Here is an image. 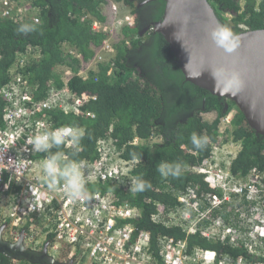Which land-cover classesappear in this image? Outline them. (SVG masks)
<instances>
[{
  "label": "trees",
  "instance_id": "1",
  "mask_svg": "<svg viewBox=\"0 0 264 264\" xmlns=\"http://www.w3.org/2000/svg\"><path fill=\"white\" fill-rule=\"evenodd\" d=\"M129 7L135 15L131 0H114ZM216 16L233 34L264 30V0H207ZM103 0H34L39 9L38 22L31 20L0 19V88L8 80V70L18 57L37 54L38 62L29 65L25 72L31 83L37 85L33 93L35 100L46 94L49 85L61 88L64 83L55 75L57 66L67 67L72 77L67 88L84 101L76 112H53L49 114L55 127L77 125L85 129L86 135L77 149L80 161H93L97 154V140L110 138L125 161H135L131 175L142 177L151 183V188L131 196L116 189L112 184L93 187L91 190L114 193L119 202H127L141 211V218L135 223L139 232L150 236L153 256L158 259L159 239L170 236L185 239L188 254L194 250H211L221 258L231 260L245 258L250 262H262L261 256H249L239 246L232 247L225 242L204 237L200 232L187 235L179 227H165L154 220L159 213L165 216L179 208L178 198L187 190H192L202 198L215 193L199 174L203 163L211 158L215 148L226 142L228 136L240 144V150L230 164V174L246 177L250 172L264 174V138L257 136L248 126L241 112L232 117V131L225 129L223 118L236 107L233 102L217 99L205 90L185 81L168 44L162 35L155 33L153 24L162 20L165 3L154 20L142 31L135 15V25L122 30L124 36L148 33L141 39L115 46L114 72L107 77V67H99V72L90 74L87 80L78 76L81 62H88L107 36L104 32H93L89 22L80 20L88 13L98 21L105 17L100 12ZM22 23H36L38 31L27 35L18 34L16 29ZM74 48L77 55L66 54L62 46ZM225 103V104H224ZM4 103L0 100V116ZM193 133L206 136L209 142L202 150L193 147L190 137ZM151 136L160 140L149 143ZM140 140L144 144L134 145ZM62 151L71 154L73 149ZM52 151H57L53 149ZM47 154L36 152L34 158H45ZM161 162H180L184 165L178 178H165L157 171ZM264 184V180H263ZM12 186L6 180L1 195H9ZM264 204V196L262 198ZM246 201V200H245ZM246 209L251 202H243ZM239 217L234 208L225 205L212 213L213 221L224 222ZM8 222L3 224L4 227ZM29 225L22 228L27 232ZM238 227V226H237ZM51 236L47 237V241ZM60 261L71 260L62 253ZM0 264H30L27 261H13L0 255Z\"/></svg>",
  "mask_w": 264,
  "mask_h": 264
},
{
  "label": "built area",
  "instance_id": "2",
  "mask_svg": "<svg viewBox=\"0 0 264 264\" xmlns=\"http://www.w3.org/2000/svg\"><path fill=\"white\" fill-rule=\"evenodd\" d=\"M16 1L0 0V19L38 22L39 9L34 6V0L24 5L16 4ZM105 9L107 17L103 13ZM100 12L105 17L102 22L88 13H83L80 18L82 22L90 23L93 32L107 34L100 46L93 50V58L81 62L83 65L78 76L83 80H87L91 73L96 75L100 66L107 67L106 75L111 77L115 66V46L148 34H122L123 28L135 25V15L122 3L103 0ZM152 30L154 28H150L149 32ZM72 49L74 53L68 54H74L81 60L76 50ZM39 60L37 54L18 57L8 70V82L0 88V100L4 103L0 116V189H3L6 180L12 186L9 195L0 194V204L3 205L6 199L9 202L8 208H4V220L10 224L12 232L17 235L29 225L25 235L32 239L33 227L30 224L33 220H44L45 240L51 236V240L47 241L48 254L66 253L74 264H264V261L250 262L242 257L236 260L221 258L211 250L196 249L188 254L186 240L170 236L159 239V258L156 259L151 250L149 234L139 232L135 226L141 218V211L127 202H119L114 193L91 190L112 184L124 194L135 195L129 191V187L137 162L123 160L110 138L97 140L95 160L81 161L88 189L87 198L76 201L69 199L62 183H58L54 189L50 188L40 170L45 158L33 157L38 151L32 149L31 139L46 128H60L54 126L49 114L74 113L84 101L66 86L72 74L65 79L55 72L64 86L56 88L49 85L44 97L35 100L33 93L37 85L31 83L25 70ZM232 117L230 112L223 118L224 128L231 127ZM148 142L159 143L160 140L151 136ZM133 144L144 143L135 140ZM62 146L66 150L73 149L71 143ZM212 156L213 152L199 169V174L215 193L206 195L202 202V198L189 189L179 196L178 209L165 216L159 213L154 220L165 227H179L187 235L200 232L208 239L225 242L232 247L239 246L247 255L264 259V174L253 171L244 178L234 177L229 169L222 170L213 163ZM247 200L252 208L237 212L240 224L245 222V228L211 219L212 213L225 205L232 206L236 212V207L239 208L241 202L247 203Z\"/></svg>",
  "mask_w": 264,
  "mask_h": 264
},
{
  "label": "water",
  "instance_id": "3",
  "mask_svg": "<svg viewBox=\"0 0 264 264\" xmlns=\"http://www.w3.org/2000/svg\"><path fill=\"white\" fill-rule=\"evenodd\" d=\"M168 44L185 81L217 99L229 100L248 126L264 138V30L233 34L216 16L207 0H165L162 20L154 28ZM1 191V189H0ZM0 255L30 264L59 262L48 254L3 239Z\"/></svg>",
  "mask_w": 264,
  "mask_h": 264
},
{
  "label": "clouds",
  "instance_id": "4",
  "mask_svg": "<svg viewBox=\"0 0 264 264\" xmlns=\"http://www.w3.org/2000/svg\"><path fill=\"white\" fill-rule=\"evenodd\" d=\"M18 34L27 35L38 31L36 23H22L16 29ZM86 135L85 129L77 125H65L60 128H46L37 132L31 139L34 151L46 153L45 159L40 164L42 176L48 182L50 188H55L58 183L63 184L66 196L73 200L88 197V189L84 176V165L77 159V149ZM193 147L202 150L209 142L206 136H198L193 133L190 137ZM71 143L72 153L66 154L60 150L61 146ZM57 149V151H52ZM184 165L180 162H161L157 171L162 177L178 178L182 174ZM151 188V183L142 177H135L130 182L129 191L140 193Z\"/></svg>",
  "mask_w": 264,
  "mask_h": 264
},
{
  "label": "rangeland",
  "instance_id": "5",
  "mask_svg": "<svg viewBox=\"0 0 264 264\" xmlns=\"http://www.w3.org/2000/svg\"><path fill=\"white\" fill-rule=\"evenodd\" d=\"M31 0H17L16 4L19 3V5H24L25 3L30 2ZM240 4L242 5L244 0H239ZM103 13L105 14L104 16L107 17V9H105L103 11ZM115 38V36H114ZM116 38L114 39V41L116 42ZM64 50V52H66V54L68 53H74L73 49L71 46L69 45H65L62 48ZM74 55V54H72ZM83 65V63L80 64L79 68L81 69V66ZM54 72L59 75L62 78L66 79V76L68 77L70 74H72V72L69 70V68L67 67H60L58 66L57 68H55ZM237 112V108L236 107H232L231 109V114L232 116H234V114ZM226 129V128H225ZM232 131V127L229 128V132ZM240 150V144L237 142H233L232 137L228 136L226 142H224L221 146L215 148L213 150V158L214 161L213 163H216L219 165L220 169L222 170H226L229 169V166L231 164V162L233 161V159L236 157V155L238 154ZM4 204L2 205V203L0 204V226H3V224H5V218L4 216L6 215V212L4 211V208H8L9 206V202L8 200H3ZM243 203L241 202V204L239 205V208L236 207V213L237 212H246V207H242ZM235 212V210H234ZM238 217L239 214L237 213ZM243 215H245V213H243ZM229 220L231 221H226V223L229 226H233V227H237L240 226V228H245L246 224L244 223H238L235 219L233 218H229ZM240 222V221H239ZM31 227H33V237L32 239H30L29 237H27L25 234L26 232H23V236H24V245L25 247L32 249V250H36L39 251L43 248V246L45 245V243H47V240H45L46 237V228L45 225V221L44 220H33L32 224H30ZM29 228V227H28ZM13 229L10 226V224L8 223L6 225V227H4L3 232H2V237L4 240L9 241V242H16L20 236V233H17V235L12 232ZM11 232L13 233V235H11ZM49 255H51L53 258H55L56 260L60 261V256L61 255H56L53 254L52 252H49ZM67 255V254H66ZM68 257V256H67Z\"/></svg>",
  "mask_w": 264,
  "mask_h": 264
},
{
  "label": "flooded vegetation",
  "instance_id": "6",
  "mask_svg": "<svg viewBox=\"0 0 264 264\" xmlns=\"http://www.w3.org/2000/svg\"><path fill=\"white\" fill-rule=\"evenodd\" d=\"M131 2L134 4L135 15L141 24L139 26L141 30L143 29L142 31H144L158 15L162 2L165 3V0H131ZM157 24L158 23L153 24V28H155ZM223 102L226 103V101Z\"/></svg>",
  "mask_w": 264,
  "mask_h": 264
}]
</instances>
